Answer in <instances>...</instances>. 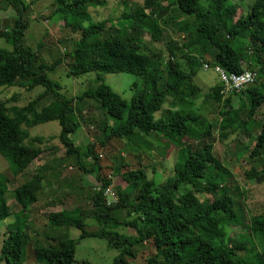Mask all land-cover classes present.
<instances>
[{"label":"trees","instance_id":"1","mask_svg":"<svg viewBox=\"0 0 264 264\" xmlns=\"http://www.w3.org/2000/svg\"><path fill=\"white\" fill-rule=\"evenodd\" d=\"M10 1L17 19L11 26L0 28V40H4L14 54L8 58L6 56L12 51L0 47V93L3 87L11 85L26 90L42 86L45 90L19 110L31 114V119L19 113L9 116L6 102L0 101V155L10 161L14 177L29 166L33 169L32 165L41 152L24 144L29 134L21 126L23 123L32 126L56 121L60 126L58 140L66 148V156L74 157L79 169L85 175H93L99 182L98 190L89 198L94 207V212L89 215L100 225L97 231L87 230L86 215L65 209L49 213L47 224L54 228L73 227L79 230L78 240L89 237L107 239L108 247L117 251L113 264H130L128 261L137 255L135 247L146 243H150L155 251L149 264H264V210L258 215H249L248 234L242 240L230 237L228 243L223 240L226 227L244 224L243 214L238 216L243 211L235 197H244L246 193L238 186L230 188L229 182L233 179L230 168L234 169V162L229 166L216 156L215 140H212L214 134L219 133V140L227 145L228 142L232 144L235 132L250 134L246 125L254 121L251 119L257 108L264 107V86L255 84L256 81L243 86L239 92L224 96L226 98L221 100L222 110L218 111L216 125L202 115L180 113L184 112L183 107L188 101L201 97L200 88L193 83L196 72L191 62L195 56L189 54L193 45L199 46L203 61L204 56L210 57L205 64L228 76L245 74L246 70H251L249 68L253 63L258 68V79L264 74V0H255L247 14L236 20L237 13L242 10L231 0H207V5L201 4V0H144L142 10L135 15L104 19L88 29L83 27L78 17L88 8L104 7L108 0H54L56 7L53 14H59V19L65 18V26L72 32L81 31L75 47L65 54L70 69L67 76L125 73L142 78V87L135 90L129 103L103 82L74 98L67 99L59 94L61 86L49 79L47 72L53 71L62 60L55 61L51 66L39 63L38 53L24 44L28 22L23 17L29 4H24L22 0ZM180 15L192 16L191 22L183 25L178 20ZM76 17L72 22L68 21ZM139 17L148 19L145 27L135 25ZM171 21L177 23L175 30L182 37L191 34L193 39L182 45L169 39L165 70L160 71L161 63L155 62L144 51V42L152 44L158 41ZM124 23L131 31L126 36L109 37L101 42L94 39L108 26ZM145 34L149 37L148 41L144 40ZM181 58L185 59L188 67L183 68L177 63ZM11 72H14L13 80L8 79ZM223 89L222 85H218L213 90L217 96ZM232 96H237L236 109L231 105ZM210 97L211 94L203 96L201 107ZM46 98L50 101L37 109ZM75 100H96L99 116L95 127L102 125L103 140L83 147L74 144L71 137L79 128L70 120L74 115L72 102ZM164 105L168 107L163 109ZM178 109L182 110L178 112ZM157 113H160V118H156ZM107 118L112 119V123H107ZM254 123L261 130L253 142L249 137L252 143L249 142L250 149L247 148V151L252 166L244 175L249 181L264 185V119ZM197 124H200V130H195ZM134 132L162 138L174 146L176 153L172 171L168 173L166 169L168 165L170 167V156L162 160L166 163V181L163 184L156 185L147 178L146 172L154 171L156 165L141 167V161H137L138 168L133 170V165L126 162L123 155L116 159L112 175H102L98 150L104 148L109 140L119 142ZM34 141L41 144L42 139L35 138ZM239 157L240 153L231 158L237 161L241 160ZM89 159L91 163L85 167L82 161ZM44 173L37 170L14 189L13 199L20 210L24 211L37 202L36 195L41 189ZM115 176L120 181L116 188L113 185ZM8 182L9 177L0 175V221L5 220L10 212L3 200L7 191L5 183ZM108 187L112 188L115 196L110 203L104 195ZM118 209L125 212V219L119 220L111 215ZM119 227H130L134 234L116 232ZM24 229L27 227L7 231L0 248V264H21L27 255L35 264L72 262V255L67 261L63 255L68 241L57 249L33 247L27 254L30 238ZM251 237L260 248L257 259L251 258L255 246L250 244ZM71 247L73 249V242Z\"/></svg>","mask_w":264,"mask_h":264},{"label":"rangeland","instance_id":"2","mask_svg":"<svg viewBox=\"0 0 264 264\" xmlns=\"http://www.w3.org/2000/svg\"><path fill=\"white\" fill-rule=\"evenodd\" d=\"M24 4H29V8L24 14L23 19L28 22V28L24 32V44L30 47L33 51L38 53L39 63L42 62L48 66H51L55 61L62 60L61 64L56 66L53 71L47 72V76L52 81L57 82L61 88L58 93L65 98H74L81 94L85 90L93 89L97 87L101 82L108 85L114 93L119 95L124 101L129 103L135 90L142 87L143 80L136 76L118 73V74H95L89 73L80 75L78 77L67 76L69 73L68 63L69 59L65 56L66 53L71 52L75 47L76 41L80 39L81 31L72 32L70 28L65 26L67 21L65 18L59 19V14H53L55 11L56 3L54 0H22ZM67 1V0H66ZM70 1V0H69ZM144 0H108L104 7L88 8L87 12L78 17L79 21L83 24L85 29H88L94 24L104 19H116L127 14L128 17L135 15L136 12H140L143 7ZM233 3L240 6L242 12L237 13L235 20L246 15L251 5L255 0H231ZM201 4L207 5V0H201ZM173 14V13H172ZM17 19L15 8L12 7L10 0H0V28L5 26H11L13 20ZM59 19V20H58ZM76 18L68 19V21L75 20ZM178 20L182 24H189L192 20V16H178ZM135 25L138 24L139 28L145 27L148 23L147 18H141L135 20ZM177 23L171 21L167 28H164V32L158 41L152 44L144 42V51L153 57L155 62L161 63L160 71L165 70L164 62L168 59V40L171 39L177 44L182 45L185 42H189L193 39V35H182L175 30ZM128 24L108 26L94 38L98 41H103L109 37H124L131 31L127 28ZM121 29L120 31H118ZM144 40L148 41L149 37L145 34ZM194 48L189 50L190 55H194L195 59L191 62V67L196 72L193 78V83L200 88L201 97L193 102L188 101L183 107L184 112H190L194 115H202L211 123L217 124L219 121L218 111L222 110L221 100L224 96L220 92L215 95L216 86L222 85L220 83V77L213 69L204 70L203 65L210 58L208 55L204 56L202 60L201 53L199 52V46L193 45ZM0 47L7 51H12V54L6 56L8 58L13 56V49L9 47L4 40H0ZM197 48V50H195ZM4 57V58H6ZM183 68L188 67L184 58H181L177 62ZM203 64V65H202ZM249 68L257 72L258 68L254 66ZM201 66V68H200ZM210 67V64H209ZM258 81L259 86H264V74L260 75ZM99 77V78H98ZM14 72H11L8 79L13 80ZM136 84V86H133ZM45 90L42 86H35L31 90L22 89L20 86H7L1 89L0 101L6 102L7 114L13 116L16 113L25 114L28 118H33L31 114L21 113L19 110L27 105L28 102L35 99L39 94ZM213 91V92H212ZM211 97L203 102V96L209 95ZM215 96H214V95ZM223 95V97H222ZM217 97V98H216ZM50 99H44L37 106V109L46 105ZM96 101V100H95ZM94 100L72 102L73 113L70 120L79 128L72 140L74 144L83 147L90 142H98L103 140L102 125L95 127V120L99 116L98 108ZM247 102V101H246ZM231 105L234 109L238 108L237 96L231 97ZM168 106L164 105L163 109ZM248 107V106H247ZM181 108V107H179ZM177 110V108H176ZM179 110L182 109H178ZM163 111V110H162ZM236 111V110H235ZM248 113V112H247ZM156 118H160V113H157ZM264 119V107L257 108L254 117L251 120L255 122ZM107 123H112V119H105ZM254 121L248 122L246 125L247 132L240 131L232 134V144L225 145L219 139V133L214 134L212 140L214 142V152L220 159L231 166V162H234L233 179L229 182L230 188L238 186L245 191L244 197H235L236 203H240L241 211L238 214H243L244 224L239 227H226L225 236L223 240L228 243V237L234 240H242L244 235L248 234V219L249 215H258L264 210V185L257 184L254 181H249L244 173L252 166L248 155L247 148L250 149V143H252L256 135L260 132L261 127L255 125ZM200 124L195 126V130L199 129ZM22 130H25L29 134V138L24 141V144L35 149L40 150V156L34 161L33 169L29 166L22 174L13 176L12 165L10 161L0 155V175L9 177V182L5 183L7 191L4 193L3 200L9 207V215L3 221H0V248L2 240L7 235V231L16 229H22L27 227L24 231L28 234L30 240V247L26 253L33 247L43 248H60L64 245L63 255L69 260L72 255V262L67 264H113V258L117 254V251L108 247L107 239L98 237H89L78 240L80 231L73 227H60L54 228L47 224V216L49 213L58 212L61 209H67L76 211L78 214L86 215L87 230L95 232L100 228V225L96 223L89 215L94 212V207L90 201V196L94 191L98 190L99 182L96 181L93 175H85L79 169V165L75 163L74 157H67L65 154L66 148H64L58 140V134L60 133V126L56 121L47 122L37 125L28 126L25 123L21 126ZM201 129V127H200ZM199 129V130H200ZM218 135V136H217ZM249 137L250 140L249 141ZM35 138H41L42 142L39 144L34 141ZM218 139V140H216ZM249 145V146H247ZM247 146V147H246ZM243 150V151H242ZM176 150L174 146L170 145L168 141L162 138H153L146 135H140L138 132H134L129 136L123 138L121 141L109 140L104 148L98 150L99 163L102 167V175H112V167L117 163L119 155H123L124 160L133 165V170L138 168L137 161H141V167L156 165L154 171L146 172L147 178L152 179L156 185L163 184L166 179V169L172 171L174 163V155ZM240 153V159L233 161L231 158L233 155ZM170 156L169 165L165 169V158ZM165 157V158H163ZM262 162V160H259ZM83 165L87 167L91 163V159L83 160ZM136 162V163H135ZM167 162V161H166ZM255 160H253V165ZM260 164V163H259ZM256 163L257 166H260ZM162 165V166H161ZM140 167V166H139ZM42 170L45 171L43 180L41 183V189L37 192V202L30 206L26 210H20L15 204L13 199V191L16 187L27 181L32 175ZM113 177V176H112ZM120 183L117 180V176L113 178V185L118 187ZM53 189L46 191V189ZM43 190L46 192H43ZM89 215V216H88ZM113 217L119 220L125 219V212L122 209H118L117 212H111ZM246 219V220H245ZM116 232L133 235L134 230L130 227H119L115 229ZM251 245H255L251 258L257 259L259 249L257 242L251 237ZM74 243L72 249L71 243ZM261 246V245H260ZM264 247V242L262 244ZM71 251L73 253L71 254ZM137 253L134 259H130V264H149L148 262L154 257L155 251L150 243L138 245L135 247ZM256 255V256H255ZM32 260V261H31ZM21 264H35L32 257L27 255Z\"/></svg>","mask_w":264,"mask_h":264},{"label":"built area","instance_id":"3","mask_svg":"<svg viewBox=\"0 0 264 264\" xmlns=\"http://www.w3.org/2000/svg\"><path fill=\"white\" fill-rule=\"evenodd\" d=\"M205 70L209 69L208 65L203 66ZM214 72L219 75L220 83L223 87L228 88V95L234 92H239L242 90V85L248 81H257V74L252 70H246V75L241 79H229L228 77H222L220 71L214 68ZM104 195L107 197L108 202H113L115 200V196L111 187H108L104 191ZM108 203V204H109Z\"/></svg>","mask_w":264,"mask_h":264},{"label":"bare ground","instance_id":"4","mask_svg":"<svg viewBox=\"0 0 264 264\" xmlns=\"http://www.w3.org/2000/svg\"><path fill=\"white\" fill-rule=\"evenodd\" d=\"M219 71H220V74L222 75V77H228L229 79H241V78H244L245 75H246V72H245V74L240 75V76H236V75L228 76V75H226L224 72H222L221 70H219ZM255 82H256V81H248V82H246L245 84H243L242 87L245 86V85H247V84H249V83H255ZM224 88H225V89L222 90V93H221V94L226 95V94H228V88H227V87H224ZM223 95H222V97H223ZM224 98H226V97H224ZM224 98H223V99H224ZM233 210H234V209H233Z\"/></svg>","mask_w":264,"mask_h":264},{"label":"clouds","instance_id":"5","mask_svg":"<svg viewBox=\"0 0 264 264\" xmlns=\"http://www.w3.org/2000/svg\"><path fill=\"white\" fill-rule=\"evenodd\" d=\"M204 65H208V64H204ZM204 65H203V66H204ZM208 67H209V65H208ZM216 67H217V66H216ZM210 68L213 69V71H214V67H211V66H210L209 69H210ZM204 70H205V69H204ZM207 70H208V69H207ZM256 74H257V73H256ZM255 84H259L258 76H257V82H256Z\"/></svg>","mask_w":264,"mask_h":264},{"label":"crops","instance_id":"6","mask_svg":"<svg viewBox=\"0 0 264 264\" xmlns=\"http://www.w3.org/2000/svg\"><path fill=\"white\" fill-rule=\"evenodd\" d=\"M50 188H51V186H50ZM49 190H53V189L52 188L51 189H46V191H49ZM43 192H45V191L43 190ZM62 210H64V209H61L60 211H62ZM65 210H67V209H65Z\"/></svg>","mask_w":264,"mask_h":264}]
</instances>
